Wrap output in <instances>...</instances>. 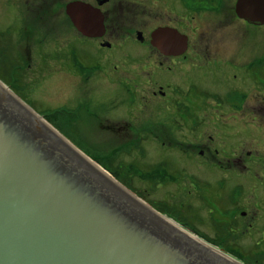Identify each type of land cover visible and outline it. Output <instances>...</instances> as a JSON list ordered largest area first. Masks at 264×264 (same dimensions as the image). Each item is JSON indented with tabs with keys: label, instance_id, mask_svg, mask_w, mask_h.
Listing matches in <instances>:
<instances>
[{
	"label": "flooded vegetation",
	"instance_id": "af4514ba",
	"mask_svg": "<svg viewBox=\"0 0 264 264\" xmlns=\"http://www.w3.org/2000/svg\"><path fill=\"white\" fill-rule=\"evenodd\" d=\"M73 1L90 4L95 22L93 34L83 33L68 14L67 6ZM170 6L175 10L181 7L179 13L176 12V21L170 15L163 16L162 11L153 13L148 10L145 0H0V41H9L10 53L16 57L11 65L15 73L32 69L65 71L82 77L80 83H90V79L96 76L93 72H101L100 75L110 80L113 77V83H117L115 89L106 93L108 100L99 103L97 108L80 104L71 110L64 104L58 109L71 112L76 119L74 134L82 135L85 127L80 122L86 120L93 129L100 126L106 130L112 141L130 137L129 142L117 144L112 150L118 155L125 151L126 145L135 142L143 153L140 158L149 164L145 167L136 163L125 166L131 172L127 175L129 181L136 175L144 180L176 185L171 194L180 200L175 197L170 205L173 214L177 215L173 218L176 222L223 249L243 248L241 239L250 235L254 248L251 253L256 258L253 264H264V201L260 195L256 198L255 188L248 190L245 187L246 182L257 178L255 165L263 163L264 159L254 162L242 159L239 152L243 145L234 141L226 143L219 125L225 116V103L235 117L247 106L252 108L254 115L264 114V106L254 105V100H249L253 97L247 92L241 93L239 86L234 84L230 87L237 97L224 101L221 92L211 91L205 83H193L191 76H183L187 92L182 94V82L175 77L178 71L193 69L194 52L202 66L216 56H211L209 43L203 47L194 46L193 32H190L194 30V19L204 18L207 6L195 7L192 0H171ZM189 14L192 15L189 17ZM100 16L102 27L98 25ZM236 18L256 26L237 15ZM152 19L156 22L151 23ZM159 27H172L186 36L182 53L174 52L179 48L166 51L152 44V33ZM205 33H200L201 40ZM130 39L143 48L139 52L129 48ZM82 40L91 46H85ZM55 60L58 65L52 63ZM88 67L94 68L83 69ZM147 70L170 72L171 79L166 86L155 80L152 84L158 83V88L151 89L143 80ZM131 71L142 74H130ZM136 76L137 81L133 79ZM165 76L161 75L159 79L165 81ZM140 85H144V90L148 87V92L158 98L161 112L154 113L155 116L151 115L148 120L145 118L147 121L136 127L131 120L132 114L142 108L143 100L145 103L149 101V95H139ZM169 91L175 95H170ZM226 93L231 96L230 92ZM104 118L106 122L101 121ZM159 148L170 156L162 157ZM148 152L156 155H148ZM261 172L264 174V169ZM259 177H263L264 183V176L259 174ZM247 190L255 197L249 207L243 203ZM203 206L208 208L207 219L216 236L201 228L207 223L200 213ZM248 208L254 210L251 209L247 220Z\"/></svg>",
	"mask_w": 264,
	"mask_h": 264
},
{
	"label": "water",
	"instance_id": "95a60500",
	"mask_svg": "<svg viewBox=\"0 0 264 264\" xmlns=\"http://www.w3.org/2000/svg\"><path fill=\"white\" fill-rule=\"evenodd\" d=\"M67 12L93 34L90 4ZM235 13L264 25V0H236ZM152 44L182 53L186 36L159 27ZM0 264L252 263L151 206L0 79Z\"/></svg>",
	"mask_w": 264,
	"mask_h": 264
},
{
	"label": "rangeland",
	"instance_id": "374dc122",
	"mask_svg": "<svg viewBox=\"0 0 264 264\" xmlns=\"http://www.w3.org/2000/svg\"><path fill=\"white\" fill-rule=\"evenodd\" d=\"M169 1L171 3V0H145V3L148 10L153 13L162 11L163 16L170 15L176 21V12L178 11L179 13L181 7L178 8L179 10H175L171 8ZM192 3L195 7L196 5L202 4L207 6V12L204 18L199 17L194 19V30H190V32H193V44L194 46L197 44V46L203 47L209 43L208 45L212 52L211 56L215 55L216 58L208 60L202 66L200 64L202 61L199 60L198 55L194 52L195 66L193 69L189 71H178L175 77L178 81L182 82L180 83V87L184 91L182 94L185 95L187 92L183 76H189V78L192 77L191 81L193 83H205L206 88L209 87L211 91L221 92V97L224 101L233 99V96L237 97V93L232 92L233 88L230 87L231 84H234L239 86L241 93L247 92L253 97L249 100H254L252 102L254 105L257 107H260L259 105L264 106V25L253 26L243 23L240 19L236 18L234 12L236 0H207V2L203 0H192ZM179 6L180 4H178ZM170 11H172V14ZM191 15L189 14L188 16L190 17ZM154 22L156 21L152 19L151 23ZM203 31L207 33L203 35L204 39L201 40L200 33ZM207 38H209V41ZM8 42L6 40L0 41V79L17 92L37 112L45 116L48 122L82 149L88 156L93 159L98 158V163L119 182L134 193H137L138 196L161 213L172 218H177V215L175 213L173 214L170 207L176 197L175 194H171L176 185L169 182L156 183L153 180L141 179L136 175H132V182L127 178V175L131 173L126 168L129 163H136L141 167L149 164L146 162V159L140 158L143 153L137 143L132 142L124 147L125 151L131 150L130 152L124 151L117 155L112 148L117 144L127 142L130 137H119L117 140L112 141L106 130L101 129L100 126L93 129L86 120L80 122V124H84L85 128L82 131V135L78 137L74 134L76 119L70 114L71 112L64 113L58 111L64 104H67V107L71 110L75 108V105L80 104H87L91 108H97L99 103L108 100L106 93L115 89L117 83H113V77L110 80L107 77L105 78L104 75H100L103 74L101 72H93L96 76L90 79V83H80L82 77H75L71 72L65 71L32 69L15 73L11 69V65L16 61V57L10 53ZM82 42L85 46H91V43L87 41L82 40ZM127 46L129 48H135L136 52H139L143 48L134 39H130ZM52 63L59 64L58 60ZM130 63L134 64L136 62ZM93 68L88 67L87 69H83L89 71ZM132 73L142 74V72L137 71H131L130 74ZM164 74L166 75V82L159 79ZM113 75L116 74L114 73ZM144 75L143 80L148 86H151V89L158 88V83L152 84L155 80H159L161 82L159 84L166 86L167 82L170 81L169 79H171L169 78L170 72H151L147 70ZM133 79L137 81L139 78L136 76ZM138 87H140L139 95H149V101L145 103L143 100L141 103L142 108H138L132 114L133 119L131 120L136 127H140V122H146L154 113L161 112L158 110V98L148 92L149 88L145 87L144 90V85ZM226 92H230L231 96H228ZM169 94L175 95L173 91H169ZM225 105L223 107L225 116L219 121V125L222 127L224 138L226 136V143L234 141L235 143L242 144L243 146L240 147L239 152L242 159L253 160V162L259 159L263 160L264 114L258 113L254 115L252 108L247 106L240 115L237 114L235 117ZM119 110L122 111L121 109ZM124 111L123 109V114ZM101 121L106 122L105 118L101 119ZM159 149L161 150L162 157L170 156L162 148ZM148 155L155 156L156 154L148 152ZM255 169L257 170V178L253 182L252 180L246 182L245 187L248 190L255 188L256 198L258 199V195H260L264 201L263 177H259V174L264 176L261 172L264 169V162L259 165L256 164ZM248 190L243 198V203L249 207L250 202L255 197L251 196ZM176 198L178 199V197ZM179 206L181 207L182 205ZM251 209L253 208L246 209L249 210L247 220L250 218ZM207 211L208 208L203 206L200 212L206 219L208 218ZM209 216L212 217V214ZM183 220L186 222L185 219ZM201 228L208 230L212 233V236H216L208 219L207 223L201 226ZM249 236H244L241 239L244 244L243 248H226L225 250L240 260L253 264L256 262V258L251 253L254 248H252L253 242Z\"/></svg>",
	"mask_w": 264,
	"mask_h": 264
},
{
	"label": "trees",
	"instance_id": "16d2710c",
	"mask_svg": "<svg viewBox=\"0 0 264 264\" xmlns=\"http://www.w3.org/2000/svg\"><path fill=\"white\" fill-rule=\"evenodd\" d=\"M56 111V110H55ZM106 154V153H105ZM97 162H99V159L98 158H94Z\"/></svg>",
	"mask_w": 264,
	"mask_h": 264
}]
</instances>
